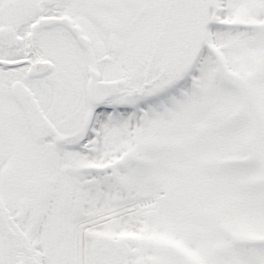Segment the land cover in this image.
<instances>
[{"label":"snow or ice","instance_id":"6c2138e0","mask_svg":"<svg viewBox=\"0 0 264 264\" xmlns=\"http://www.w3.org/2000/svg\"><path fill=\"white\" fill-rule=\"evenodd\" d=\"M0 264H264V0H0Z\"/></svg>","mask_w":264,"mask_h":264}]
</instances>
